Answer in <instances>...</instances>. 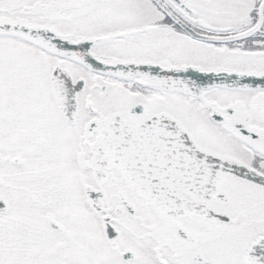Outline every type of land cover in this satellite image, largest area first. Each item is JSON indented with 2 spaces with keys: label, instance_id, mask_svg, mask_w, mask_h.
I'll use <instances>...</instances> for the list:
<instances>
[{
  "label": "snow or ice",
  "instance_id": "snow-or-ice-1",
  "mask_svg": "<svg viewBox=\"0 0 264 264\" xmlns=\"http://www.w3.org/2000/svg\"><path fill=\"white\" fill-rule=\"evenodd\" d=\"M0 264H264V0H0Z\"/></svg>",
  "mask_w": 264,
  "mask_h": 264
}]
</instances>
